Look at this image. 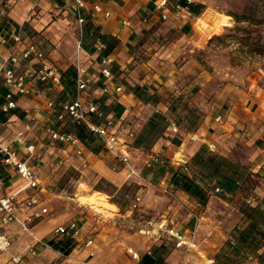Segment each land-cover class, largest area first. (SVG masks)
<instances>
[{
  "label": "crops",
  "instance_id": "0c3cea01",
  "mask_svg": "<svg viewBox=\"0 0 264 264\" xmlns=\"http://www.w3.org/2000/svg\"><path fill=\"white\" fill-rule=\"evenodd\" d=\"M86 1L89 8L100 3L104 9L110 11L108 18L89 11L87 13L89 19L85 26L86 33L98 34L99 42L103 45L101 54L110 56L113 61L111 67L113 80L108 83L110 95L103 96L99 92L102 79L94 76L96 66L93 64L94 59L91 58L94 47L92 48V45H88L89 49L81 47V52H78L72 0H62V4L54 0H0V9L7 5L5 17H0V66L13 46L11 31L18 28L30 32L29 37L38 43L48 62L61 74L70 67L74 71L78 60L81 65L88 68V73L92 77L84 98L88 102L99 103L109 116L121 122L123 128L118 130V136L124 142L122 148L127 151L136 168L138 161L144 166L150 157L161 154L162 158L169 161L174 171L176 166L188 162L201 145L212 143L217 145L223 137L226 135L228 137V134H223L218 128L213 107L204 108L205 114L194 131L184 128V118L180 115L181 113L184 115V112H181L180 108L176 109L181 112L178 116L173 111L177 99L179 103L189 101L197 87L204 86L199 80L202 78L197 69L199 66L192 58L194 50L201 44L200 41H203V37L194 27L198 26L201 33H204L205 30L203 31L200 26L203 21L200 18L202 14L197 17L190 10L175 9V0H167L166 10L157 9L160 0ZM206 1L195 0V5L205 6ZM163 13L166 15L164 20L161 18ZM205 23L207 25L206 21ZM183 26L189 32L181 33ZM68 73L65 76H68ZM199 83L200 85L195 87ZM119 85L123 91L116 94L114 88ZM46 89V86L39 85L35 87L31 96L17 98L19 113L11 116L6 122L0 120V144H9L12 149H16L19 156L36 172L41 187L37 195L41 206L47 209L48 214L54 210L51 206L53 200L59 198L48 191V184H51L58 169L72 168L82 173L89 171L108 180L117 188L130 182L124 170L117 172L113 170L116 162L103 149L94 154L83 145L82 153L78 155L75 149L68 145L49 141L45 129L49 125H54V122L46 102L52 96H57V99H54L56 103L62 102L59 101L62 88L54 90L53 93H47ZM136 90L141 95L136 94ZM153 115H164L171 122L164 136H161L149 151L132 147L133 139L128 136V131L134 135L139 134ZM252 122L256 128H264V111L259 112L257 117L254 116ZM172 124L177 127L176 132L172 131ZM29 145L34 146L32 154H26V147ZM177 155L179 157L176 158ZM120 168L121 166L118 170ZM8 173L10 179L2 182L1 195L15 192L24 185L13 170H8ZM182 196L192 202L185 194L182 193ZM254 197L262 199L264 190L257 187ZM77 198L78 196H75L73 199L75 202L73 206L75 212H81L82 216L72 221L77 223L81 234L75 237L77 245L68 256H62L40 242L64 220V217L55 211L30 225L32 235L16 225L0 228V232H7L11 239L10 248L0 255V264H15L11 258L16 255L22 257L18 264H104L101 260L96 261V251L94 252L91 247L93 245L86 246L85 243L90 236H85L86 241L82 242V245L80 243L81 239H84L86 226L90 224L94 207L81 204ZM109 203L118 210L115 204ZM29 214L28 211H21L19 216L25 218ZM114 233L116 240L118 230L114 229ZM98 237L100 249V245L107 243L108 237L105 231L99 232ZM31 248L34 254L30 251ZM127 251L128 254L130 251L136 252L132 248H128ZM140 252L142 254L145 250Z\"/></svg>",
  "mask_w": 264,
  "mask_h": 264
},
{
  "label": "rangeland",
  "instance_id": "374dc122",
  "mask_svg": "<svg viewBox=\"0 0 264 264\" xmlns=\"http://www.w3.org/2000/svg\"><path fill=\"white\" fill-rule=\"evenodd\" d=\"M205 6L200 17L204 33L194 26L203 41L192 54L202 74L199 80L204 86L199 88L197 85L200 83L196 84L197 90L189 98L188 106L195 110L200 120L205 114L204 108L208 107H213L216 116H221L222 123H216L228 137L226 135L219 140L217 145L220 150L212 143L214 151L223 152V155L247 167L255 185L245 186L240 193L225 198L219 195L220 192H214L215 195L210 196L207 204L196 210L193 203L170 184L173 168L168 160L158 154L160 163L151 168H145L138 161L137 169L141 171L144 181L139 184L130 181L137 185L136 193L142 196L137 209L129 211L130 202L135 196L130 193L133 186L126 189L125 195H129V198L124 196L121 201L124 205L116 210L109 203L110 196L94 190L95 187L109 190L99 183L97 175L72 168L58 169L53 181L48 184V191L59 198L53 200L55 204L52 202L51 206L54 210L46 215L57 211L58 215L64 217L60 225L81 217L82 213H76L73 206L75 196H78L77 200L81 204L94 207L90 224L86 226L84 239L81 237L80 243L82 245L86 241L85 236H90L97 262L139 264V260H133L128 254V248L136 251L140 259L144 253H152L153 248L162 245L166 248L162 264H208L207 260L214 259L225 241L234 242V234L245 226L242 210L247 206L246 199L256 195L257 187L264 190V128L259 129L252 124V118L264 111V0H207ZM234 15L247 17L250 21L237 24L232 17ZM85 17L87 22V13ZM259 21H263L262 24H257ZM245 42L248 44L242 45ZM257 48L262 49L261 55L256 53ZM74 91L73 86L64 87L58 100L72 99ZM55 98L57 96L51 97ZM50 117L55 128L67 130V123L62 125L56 122L53 115L50 114ZM86 148L98 149L99 152L102 144L93 137ZM166 188L176 194L183 207L164 192ZM93 194L100 197L101 201L94 202L90 198ZM190 211L197 214L198 220L191 218ZM114 229L118 230L116 240ZM171 230L182 234L190 245L177 246V239L169 234ZM102 231L106 232L108 238L107 243L100 245L99 249L98 234ZM62 237L53 230L42 239V243L47 244L51 239L57 241ZM141 250L145 252L140 254ZM230 255L234 256L232 251ZM256 258L255 254H251L241 258L240 264H258Z\"/></svg>",
  "mask_w": 264,
  "mask_h": 264
},
{
  "label": "built area",
  "instance_id": "2783aa9c",
  "mask_svg": "<svg viewBox=\"0 0 264 264\" xmlns=\"http://www.w3.org/2000/svg\"><path fill=\"white\" fill-rule=\"evenodd\" d=\"M73 1V15L76 23V36L78 39V52H81V38L83 36V27L86 22L85 14L89 11L94 14H102L104 17L110 16V11L104 9L99 4H94L89 8L86 0H72ZM181 2L183 4H181ZM195 0H175V9L189 11V6L195 4ZM167 0H160L157 4L158 10H166ZM5 4L0 9V17H5ZM163 20L166 15L163 13ZM129 25V23H124ZM11 38L13 46L10 53L4 59L0 66V80L7 88L4 95V103L0 106L2 112L7 113L10 110L17 108L18 97H28L34 92L35 87L39 85L46 86L47 93L53 92L56 89H61V73L53 67L47 60L43 50L39 48L38 43L29 37V34L22 28L13 29L11 31ZM99 37L94 40V52L91 58L94 59L95 72L94 76L97 79H102V86L99 88L101 95H110L109 82L113 80V73L111 70L112 59L110 56H103L101 52L103 45L99 42ZM75 97L71 100L56 103L54 99H48L46 107L49 113L56 118V122L66 124L68 122L75 125H84L89 133L100 140L102 149L111 155L116 164L113 167L115 172L124 170L129 181L139 184L144 181L141 171L138 170L131 162V158L127 151L122 148L124 142L118 136V130L123 128L121 122L115 120L114 117L109 116L104 107L95 101L88 102L84 98L85 93L88 92L92 77L88 73V68L76 62L75 65ZM122 86L114 88V93L122 92ZM215 122L222 123L221 116H216ZM172 131L176 132L177 127L172 124ZM47 137L53 141L63 145H68L75 149L76 154L82 153V146L84 145L77 137L65 132L60 127L55 128L49 125L45 129ZM128 136L132 139L134 134L128 131ZM211 151H214V144L208 145ZM34 146L26 147V154L33 153ZM0 154L3 156L1 166L4 169L13 170L15 175L23 181L24 185L19 190L10 194L1 195L0 181V228H5L9 225H16L29 235L31 234L30 225L40 220L48 211L41 206V201L37 195L40 191V180L36 172L27 164L26 160L19 156L16 149H12L9 144H0ZM160 163V158L156 155L150 157L145 163V168H151ZM121 168L118 170V167ZM216 192L219 190L216 189ZM24 194L22 195V193ZM164 192L183 207V204L178 201L176 194L169 188L164 189ZM141 202V196L136 193L132 198L129 211L137 209ZM250 205L255 204V198L250 196L246 199ZM193 208L198 210L203 208L200 204L193 203ZM21 211H28L30 213L27 217L21 218L19 216ZM189 215L192 219L198 220V216L194 211H190ZM57 236L70 235L78 237L80 231L75 221H69L65 224L59 225L54 229ZM169 234L177 239V246H189L185 237L179 232L169 231ZM42 242V241H40ZM46 244V243H44ZM86 246L92 245L93 240L88 239ZM47 245V244H46ZM11 246V239L7 232H0V255L6 252ZM30 251L34 254V250ZM150 252L148 251L147 254ZM133 260H139L137 252L130 251ZM22 257L16 255L11 258L15 264L20 263ZM212 264V260L207 261Z\"/></svg>",
  "mask_w": 264,
  "mask_h": 264
},
{
  "label": "trees",
  "instance_id": "16d2710c",
  "mask_svg": "<svg viewBox=\"0 0 264 264\" xmlns=\"http://www.w3.org/2000/svg\"><path fill=\"white\" fill-rule=\"evenodd\" d=\"M54 1L58 4H62V0ZM181 4L183 3L181 2ZM188 8L197 17L202 14L204 9L203 6L195 4L190 5ZM232 17L237 24L244 22L249 23L250 21L247 17H239L235 15ZM262 22L263 21H259L257 24H262ZM85 26L86 23L83 27L81 47L88 48V45H92L93 48V42L95 38L98 37V34L95 32L86 33ZM23 30L27 31L26 29ZM180 31L181 33L189 32L188 29L185 30V26H183ZM29 33L30 32H28V34ZM247 44V42L242 43V45ZM255 51L258 55L263 53L260 48L255 49ZM67 72H69L68 76H65ZM74 78L75 70H71V67L61 74L62 91L64 90V87H75ZM0 86L1 106L4 103V95L7 88L3 85L1 80ZM136 94L141 95L137 90ZM174 108L175 109L173 111L175 115L177 114L176 116L180 114V112L176 110L177 108H180L181 112H186L184 115H181L184 118V128L188 131H194L200 122V117L196 116L194 113L195 110L193 111L190 109L188 101H180L179 103V100L177 99ZM17 113H19L18 108L10 110L7 113L2 112L0 109V120L6 122L11 116L17 115ZM170 123L171 122L164 115L151 116L142 132L134 135L131 146L134 148H142L144 151H149L151 146L156 144L161 136H164V132L167 130ZM66 126H68V128L64 131L77 137L84 145H88L89 141L93 139V136L84 125H75L68 122ZM89 150L92 153H98V149ZM2 161L3 156L0 154V181L7 182L10 179V174L8 173V169H4L1 166ZM252 176V173L247 167L231 160L226 155L211 151L208 145H201L188 162L179 165L178 169H175L172 172L170 184L175 190L185 194L193 203L205 206L210 196L215 195L214 192H216V189L219 190V195L225 198L240 193L245 186L253 187L255 182L251 180ZM99 178V183L105 185L109 190H104L100 187H95L94 190L110 196V202L115 204L118 208H121L122 205H124V203H121L124 196L129 198V195H125L128 187L134 186L130 192L132 195H135L137 191V185H134L131 182H128L127 184L125 183L120 188H117L108 180L102 177ZM114 196H117V198L114 199ZM254 198L255 204L250 205L245 201L248 207L246 206L245 209L242 210L245 226L243 229H240L234 234V242H229L228 240L225 241L223 246L218 251V254L215 255L214 259H212V264H240L241 258L243 259L246 256H251V254H255L257 256L256 261L258 264H264V197L262 199H257L256 197ZM229 244L231 245L230 250H228ZM47 245L53 250L59 252L62 256H68L76 247L77 241L70 235H63V237L57 241L51 239L48 241ZM165 251L166 248L162 245L158 248H153L152 253L143 254L138 263L162 264V256ZM231 251L234 255L233 257L230 255Z\"/></svg>",
  "mask_w": 264,
  "mask_h": 264
},
{
  "label": "bare ground",
  "instance_id": "6f19581e",
  "mask_svg": "<svg viewBox=\"0 0 264 264\" xmlns=\"http://www.w3.org/2000/svg\"><path fill=\"white\" fill-rule=\"evenodd\" d=\"M90 198H92V200H93L94 202H99V201H101V198L95 196V194H93L92 196H90ZM85 199H86V198H85Z\"/></svg>",
  "mask_w": 264,
  "mask_h": 264
}]
</instances>
